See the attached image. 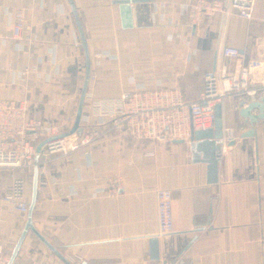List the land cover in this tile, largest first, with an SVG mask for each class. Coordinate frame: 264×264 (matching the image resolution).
<instances>
[{"label": "crops", "instance_id": "1", "mask_svg": "<svg viewBox=\"0 0 264 264\" xmlns=\"http://www.w3.org/2000/svg\"><path fill=\"white\" fill-rule=\"evenodd\" d=\"M116 1L73 0L91 60L78 130L102 125V134L73 153L39 158L35 228L72 264H170L197 235L177 264H264V119L255 137H242L252 125L239 113L251 99H225L228 140L215 183L207 163L194 161L190 136L137 141L113 127L129 107L122 94L156 81L197 100L221 45L242 51L226 60L232 69L246 64L248 22L218 12L195 25L183 9L188 0H147L132 5L133 26L124 28ZM19 12L27 14L30 40L18 44L10 34ZM86 67L70 0H0V100L28 98L46 124L62 123L66 133L76 123ZM34 169L0 170V200L15 176L25 177L30 208ZM161 189L172 193L169 234L159 233ZM27 221L28 213L0 205V244L9 258ZM13 264L66 263L29 231Z\"/></svg>", "mask_w": 264, "mask_h": 264}, {"label": "built area", "instance_id": "2", "mask_svg": "<svg viewBox=\"0 0 264 264\" xmlns=\"http://www.w3.org/2000/svg\"><path fill=\"white\" fill-rule=\"evenodd\" d=\"M183 9L195 25L218 12L236 13L245 19L249 36L247 62L232 69L226 60L239 59L242 51L221 45L215 68L205 76L203 90L195 101H186L179 90L165 88L161 81L125 91L122 98L129 107L114 116L113 127L124 130L134 140L167 142L188 137L193 130L214 128L215 107L219 103L224 105L226 97L243 95L252 101L264 93V0H188ZM26 19L27 14L17 13L12 27L10 38L18 44L30 40V33L25 30ZM25 73L21 70L16 75L22 78ZM31 104L28 98L0 100V170L35 167L38 154H70L102 134V125L84 133L77 129L61 134L62 123L58 127L46 124L42 112ZM47 139L50 141L38 153V141ZM27 190V179L15 176L0 205H11L27 214ZM158 223L160 234L174 231L173 199L167 189L158 191ZM9 259L0 244V260L7 264Z\"/></svg>", "mask_w": 264, "mask_h": 264}, {"label": "water", "instance_id": "3", "mask_svg": "<svg viewBox=\"0 0 264 264\" xmlns=\"http://www.w3.org/2000/svg\"><path fill=\"white\" fill-rule=\"evenodd\" d=\"M147 0H117L115 3L120 7L121 19L123 22L124 28H129L133 26V12L132 5L134 3L143 2ZM72 10L76 19L78 32L81 37L82 45L85 52L86 64H87V72L85 77L84 86L82 89L80 103L78 107V114L74 128L72 131L78 129L83 106L85 103V98L87 94L89 78L91 74V60H90V52L87 45L86 37L83 31V27L81 21L79 19L77 10L73 3V0H70ZM257 111V112H256ZM240 115L243 117L247 123L252 125L248 131L242 134V137H255L256 129L255 125L262 119H264V97L259 100H252L250 102H242L240 108ZM225 137V120H224V105L219 103L215 107V126L214 128L206 129V130H193L190 135V139L192 141L191 150L194 155L195 162H205L208 165V180L210 183H215L218 180L219 174V159L222 151V141ZM50 139L42 141L38 147L37 152L39 153L42 147L48 143ZM232 144L233 141H230ZM220 143V145L218 144ZM39 154L36 156L35 161V169H34V177H33V187H32V201L31 206L28 211V221L24 228V231L16 244L11 257L7 264H13L27 234L29 231H32L47 247H49L58 257H60L66 264H72L64 255H62L58 249H56L34 226L33 223V210L36 204V197L39 185V168L42 164H39ZM201 230L198 229L197 232ZM198 235L181 251V253L170 262V264H177L180 258L184 255V253L190 248V246L194 243ZM152 257L153 259L159 258V251L157 246V239H153V249H152Z\"/></svg>", "mask_w": 264, "mask_h": 264}]
</instances>
